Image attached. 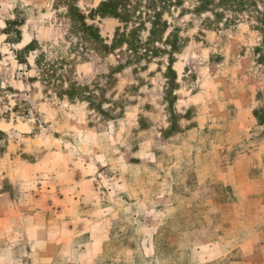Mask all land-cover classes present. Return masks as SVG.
I'll return each mask as SVG.
<instances>
[{"label":"rangeland","instance_id":"1","mask_svg":"<svg viewBox=\"0 0 264 264\" xmlns=\"http://www.w3.org/2000/svg\"><path fill=\"white\" fill-rule=\"evenodd\" d=\"M100 1L0 0V264H264L253 19L195 12L197 0L165 11L164 36L179 46L172 75L162 41L149 59L82 58L65 5L109 44L120 23L92 15ZM51 61L106 113L58 97L40 72Z\"/></svg>","mask_w":264,"mask_h":264},{"label":"trees","instance_id":"2","mask_svg":"<svg viewBox=\"0 0 264 264\" xmlns=\"http://www.w3.org/2000/svg\"><path fill=\"white\" fill-rule=\"evenodd\" d=\"M259 0H197L198 5L194 8L195 12L201 13L204 10L211 11L214 16H220L221 11L228 10L234 13L247 12L249 17L253 19L252 28L262 34V41L264 43V7L260 8L258 5ZM182 4V0H101L95 9L90 10L92 15H97L101 18H115L119 21L120 25L115 28L111 42L105 43L104 38L100 34L99 28L92 24L87 23L86 15L73 3H67L66 17L69 21V31L76 35L79 39L78 48H81L80 54L82 58L89 50H93L98 54H110L116 49L117 57L123 56L127 53V61L138 60L140 58L149 59L157 52L161 51L157 42L162 41L169 45L168 62L166 66L167 73L175 75L172 68L173 53L179 52L178 44L172 40L174 34L169 32L166 37L164 36L167 29V21L162 19L165 11H169L171 7H178ZM185 8L179 9V14L183 13ZM146 22L150 24L148 29V36L142 39L140 31L145 29ZM32 43V42H31ZM123 45L125 46L123 48ZM34 50L31 46H25L23 51ZM261 53L257 57L259 63L264 62V44ZM43 54L35 56V65L40 66V59ZM17 59L18 56L16 57ZM66 59H61L65 61ZM67 61V60H66ZM56 62L51 61L47 63V67L40 69L42 74L46 76L47 82H51L53 78V85L57 88L62 87L56 94L60 98H67L72 100H88L92 109L99 113H106L101 102L94 103L93 99L95 94L88 90L86 85H81L76 81L65 79L66 75L60 74L55 76ZM121 67V66H119ZM109 75H103L108 79ZM35 79V78H34ZM46 80V79H45ZM66 81V86L63 88V83ZM107 82V81H106ZM97 86V84H95ZM104 88L99 87L102 92ZM172 127V126H171ZM0 134L3 132L0 130Z\"/></svg>","mask_w":264,"mask_h":264},{"label":"bare ground","instance_id":"3","mask_svg":"<svg viewBox=\"0 0 264 264\" xmlns=\"http://www.w3.org/2000/svg\"><path fill=\"white\" fill-rule=\"evenodd\" d=\"M28 40H29V38H28Z\"/></svg>","mask_w":264,"mask_h":264}]
</instances>
